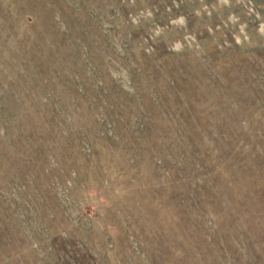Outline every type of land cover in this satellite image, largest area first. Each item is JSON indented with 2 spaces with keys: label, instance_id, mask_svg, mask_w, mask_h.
<instances>
[{
  "label": "rangeland",
  "instance_id": "obj_1",
  "mask_svg": "<svg viewBox=\"0 0 264 264\" xmlns=\"http://www.w3.org/2000/svg\"><path fill=\"white\" fill-rule=\"evenodd\" d=\"M0 264H264V0H0Z\"/></svg>",
  "mask_w": 264,
  "mask_h": 264
}]
</instances>
